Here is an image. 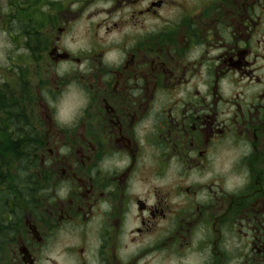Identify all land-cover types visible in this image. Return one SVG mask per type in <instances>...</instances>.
<instances>
[{"label": "flooded vegetation", "instance_id": "flooded-vegetation-1", "mask_svg": "<svg viewBox=\"0 0 264 264\" xmlns=\"http://www.w3.org/2000/svg\"><path fill=\"white\" fill-rule=\"evenodd\" d=\"M0 33V264H264V0H0Z\"/></svg>", "mask_w": 264, "mask_h": 264}, {"label": "rangeland", "instance_id": "rangeland-1", "mask_svg": "<svg viewBox=\"0 0 264 264\" xmlns=\"http://www.w3.org/2000/svg\"><path fill=\"white\" fill-rule=\"evenodd\" d=\"M96 6L101 7V4L94 5V7H96ZM75 33H77V29L75 30ZM4 48H5V41L2 38L1 33H0V50H2Z\"/></svg>", "mask_w": 264, "mask_h": 264}]
</instances>
